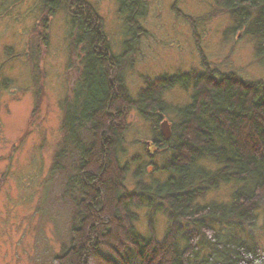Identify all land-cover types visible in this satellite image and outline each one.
<instances>
[{
  "label": "trees",
  "instance_id": "obj_1",
  "mask_svg": "<svg viewBox=\"0 0 264 264\" xmlns=\"http://www.w3.org/2000/svg\"><path fill=\"white\" fill-rule=\"evenodd\" d=\"M119 1L125 11L131 0ZM137 1L128 5L129 16L141 14ZM215 1L264 56V0ZM68 6L79 68L62 102L63 143L52 168L71 164L64 187L69 240L51 264H264V81L209 69L203 59L202 73L150 78L134 99L121 72L112 73L122 58L112 52L94 7L83 0ZM176 85L191 86L192 94L187 104L169 106L162 94ZM131 106L146 120L169 111L176 121L169 138L160 126L154 134L150 180L137 168L129 190L117 157ZM225 188L228 201H206ZM145 206L147 214L158 206L166 215L160 239L144 238L135 227L134 209ZM148 221L151 227L150 215Z\"/></svg>",
  "mask_w": 264,
  "mask_h": 264
},
{
  "label": "rangeland",
  "instance_id": "obj_2",
  "mask_svg": "<svg viewBox=\"0 0 264 264\" xmlns=\"http://www.w3.org/2000/svg\"><path fill=\"white\" fill-rule=\"evenodd\" d=\"M53 1L0 0V264H51L69 240L64 187L71 164L62 160L57 171L52 165L63 143L61 106L77 78L80 53L69 32L73 0ZM83 1L94 7L112 52L121 56L112 73L121 72L134 99L150 78L202 73L203 59L209 69L264 81L256 39L215 0H138L141 14L133 16L119 9V0ZM128 23L137 26L136 33H128ZM190 89L176 85L162 97L169 106L184 105ZM153 120L130 107L117 157L127 168L129 190L137 168L142 180H150L147 154L157 148L154 134L163 120L171 134L176 116L168 111ZM225 189L208 193L206 201H228ZM158 208L152 206L150 214L146 206L134 209L144 238L160 239L166 232V215Z\"/></svg>",
  "mask_w": 264,
  "mask_h": 264
},
{
  "label": "flooded vegetation",
  "instance_id": "obj_3",
  "mask_svg": "<svg viewBox=\"0 0 264 264\" xmlns=\"http://www.w3.org/2000/svg\"><path fill=\"white\" fill-rule=\"evenodd\" d=\"M45 1H46V0H45ZM47 1H48V2L50 1L51 3H54V2H55V1H53V0H47ZM130 2H131V7H132V3L134 2V0H131ZM130 2H129V4H130ZM129 4H127V2H126L125 7H124V8L126 9L125 11H127V9H129V8H128V5H129ZM127 12H128V11H127ZM136 27H137V26H136L135 24H133V23H128V27H127L126 30L128 31V33L133 34V33H136V30H137Z\"/></svg>",
  "mask_w": 264,
  "mask_h": 264
},
{
  "label": "water",
  "instance_id": "obj_4",
  "mask_svg": "<svg viewBox=\"0 0 264 264\" xmlns=\"http://www.w3.org/2000/svg\"><path fill=\"white\" fill-rule=\"evenodd\" d=\"M160 124H161L160 127H161L162 133L165 134L166 137H169V135H170L169 134V126H168L167 122L162 121V123H160Z\"/></svg>",
  "mask_w": 264,
  "mask_h": 264
},
{
  "label": "bare ground",
  "instance_id": "obj_5",
  "mask_svg": "<svg viewBox=\"0 0 264 264\" xmlns=\"http://www.w3.org/2000/svg\"><path fill=\"white\" fill-rule=\"evenodd\" d=\"M170 75H177V74H170ZM169 75V76H170ZM181 88H183L182 86H180ZM173 88V87H172ZM171 89V88H170ZM169 90V89H168ZM164 121V120H163ZM166 121V120H165ZM167 122V124H168V121H166ZM162 123V122H161ZM161 125V124H160ZM168 126H170V125H168ZM169 130H170V127H169ZM160 132H161V134H163L162 133V131H161V127H160ZM169 134H170V131H169ZM171 135V134H170ZM170 135H169V137H170ZM164 136L166 137V135L164 134ZM169 137H166V138H169Z\"/></svg>",
  "mask_w": 264,
  "mask_h": 264
}]
</instances>
